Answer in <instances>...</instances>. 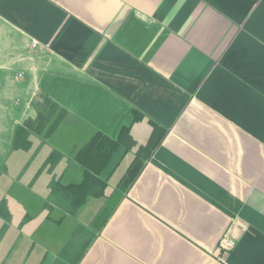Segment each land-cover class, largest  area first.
I'll return each mask as SVG.
<instances>
[{"label":"crops","instance_id":"0c3cea01","mask_svg":"<svg viewBox=\"0 0 264 264\" xmlns=\"http://www.w3.org/2000/svg\"><path fill=\"white\" fill-rule=\"evenodd\" d=\"M49 99L64 122L11 147ZM133 107L104 182L74 153ZM0 264H264V0H0Z\"/></svg>","mask_w":264,"mask_h":264},{"label":"trees","instance_id":"16d2710c","mask_svg":"<svg viewBox=\"0 0 264 264\" xmlns=\"http://www.w3.org/2000/svg\"><path fill=\"white\" fill-rule=\"evenodd\" d=\"M136 109L135 107H133ZM112 110V108H110ZM67 109L59 102L49 99L42 109L37 113L34 120L27 126L16 123L12 138L10 141L11 147H28L29 133L36 131L43 132V136H49L55 129H57L63 122L66 116ZM137 114L133 116L130 112L128 114V122H120L119 128L115 135L105 127H98L93 135L74 153L75 160L82 166L90 168L91 172H104L105 178L112 172V168L108 169V163L114 152L117 150L126 151L130 146L135 144V141L130 136L131 124L139 119L145 117L144 113L136 109ZM124 116V115H123ZM147 121L151 126L149 137L146 143L138 145L135 156L128 167L126 173L120 180L119 190H125L128 184L133 180L139 164L143 158H148L153 149L158 145L160 139L164 135L166 128L147 117ZM97 166V169L92 167ZM114 166V165H113ZM103 168V169H102ZM101 180V178H99ZM112 191L108 197L104 199L103 205L100 207L98 214L91 219L90 226L93 232H97L110 216L112 209L118 198L117 189ZM119 197V196H118Z\"/></svg>","mask_w":264,"mask_h":264},{"label":"built area","instance_id":"2783aa9c","mask_svg":"<svg viewBox=\"0 0 264 264\" xmlns=\"http://www.w3.org/2000/svg\"><path fill=\"white\" fill-rule=\"evenodd\" d=\"M234 241L228 237H222L218 242L219 250H227L233 246Z\"/></svg>","mask_w":264,"mask_h":264},{"label":"rangeland","instance_id":"374dc122","mask_svg":"<svg viewBox=\"0 0 264 264\" xmlns=\"http://www.w3.org/2000/svg\"><path fill=\"white\" fill-rule=\"evenodd\" d=\"M126 162V161H125ZM125 162H123L122 164H121V166L118 168V170H117V172H116V176H115V178L117 177H119V176H121V174H122V172H124V163Z\"/></svg>","mask_w":264,"mask_h":264}]
</instances>
